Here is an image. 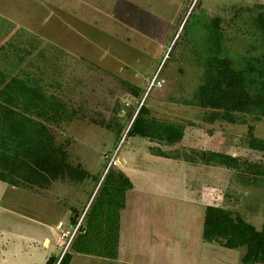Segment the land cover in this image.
I'll list each match as a JSON object with an SVG mask.
<instances>
[{
	"label": "rangeland",
	"instance_id": "374dc122",
	"mask_svg": "<svg viewBox=\"0 0 264 264\" xmlns=\"http://www.w3.org/2000/svg\"><path fill=\"white\" fill-rule=\"evenodd\" d=\"M254 3L264 0H152L149 22L156 28L144 26L131 13L114 18L108 0H0V32L9 24L20 26L53 48L52 54L61 53L57 61L67 65L58 77L61 92L80 117L57 127V139L68 140L70 162L92 174L80 182L54 181L44 193L60 201L54 200L59 207L47 211L40 196L0 181V228L11 229L24 213L41 221L59 215L67 223L70 208L84 212L98 188L93 176L104 173L116 150L117 162L110 167L120 168V159L123 169L131 168L136 184L123 212L122 235L129 238L124 244L131 257L122 264H241L244 247L230 249L202 238L204 208L228 207L259 229L264 222V178L151 154L148 139L126 136V129L157 74L161 84L150 88L144 103L153 117L188 125L179 146L193 147L196 133L199 147L264 161V152L241 145L246 125L213 120L210 109L175 101L189 98L199 82L201 68L190 52L203 45L199 20L221 16L230 47L240 54L255 41L239 31L246 30L242 20L231 17L237 7ZM130 85L139 89V98L130 93ZM255 125V134L264 137V118ZM73 256L70 264H96L94 256Z\"/></svg>",
	"mask_w": 264,
	"mask_h": 264
},
{
	"label": "trees",
	"instance_id": "16d2710c",
	"mask_svg": "<svg viewBox=\"0 0 264 264\" xmlns=\"http://www.w3.org/2000/svg\"><path fill=\"white\" fill-rule=\"evenodd\" d=\"M232 17L242 20L246 30L239 31L255 44L243 53H235L223 29L222 17L215 15L206 20L204 16L198 22L203 45L190 50L193 61L201 68L199 82L189 98L175 101L210 109L213 120L246 125L241 145L264 152V137L255 134V123L264 118V3L237 7ZM187 28L188 19L181 30L185 33ZM52 50L41 45L39 39L36 41V34L20 26L9 24L0 32V181L41 196L56 180L80 182L92 176L80 164L70 162L68 140L57 139V129L79 119L80 114L61 92L58 77L67 65L59 63L61 53L55 50L54 55ZM129 88L134 98L140 97L138 88ZM144 100L145 97L130 114L126 136L155 142L148 146L149 153L222 167L241 177L245 174L264 178V161L215 149L179 146L188 125L153 117ZM121 130L119 125L117 131ZM175 144L176 148H165ZM93 178L98 188L85 211L70 209V226L76 225L81 212L83 217L67 250L59 257L49 256L45 264H69L73 254L117 257L119 211L124 208L125 193L132 188V182L117 167H109L99 178ZM201 235L226 248L244 247L241 264L264 263V222L257 229L241 213L207 204Z\"/></svg>",
	"mask_w": 264,
	"mask_h": 264
},
{
	"label": "crops",
	"instance_id": "0c3cea01",
	"mask_svg": "<svg viewBox=\"0 0 264 264\" xmlns=\"http://www.w3.org/2000/svg\"><path fill=\"white\" fill-rule=\"evenodd\" d=\"M84 1L86 0H81V2H84ZM99 1L92 0V2L93 3L95 2L96 4H99ZM108 1L111 3L110 4L111 8H109L108 10L111 11L112 13L111 15H113L114 18L122 19L126 17V15H123V13L124 14L131 13L133 14L132 15L133 18L142 20V23H144V26L158 28L155 22H152V23L149 22V17L152 16L153 14L149 11L148 4L150 5L152 0H108ZM193 136H194L193 137L194 139H192V141L195 142L193 147L203 148V147H199L198 144L196 143L198 139V134L195 133ZM184 138L182 142L180 143V145H182V143L184 142ZM148 141H149V145L156 144L153 141H150V140ZM173 148H176V144L173 145ZM188 148H191V147H188ZM172 159L180 160L176 158H172ZM118 161H119L118 163H119L120 169H122L125 172V174L129 177V179L131 180L132 188L126 191L124 208L120 209L119 211L120 212V219H119L120 220V231H119V241H118L119 245H118L117 257L116 258H102L100 256L93 255L94 257H96L94 258L95 259L94 262L96 264L101 263V261L103 262L102 264H122V260L124 259L126 260L127 257L131 255V252L126 251L128 249V246H126V244L124 243H127L129 241V238L127 237L128 239H123L122 226H123V212H125V210L127 209V204L130 199L129 195L133 194V192L135 191L136 184L130 175L131 168L127 167V169H123L120 159H118ZM13 189H17V190L19 189L25 194L32 193V194L37 195L38 197L40 196V198L44 199L46 203L44 204V207H43L44 211L45 210L47 211L50 208L56 209L59 207L58 205L54 203L55 199L47 198L48 197L47 194H45L44 196L43 195L41 196L35 192H31V191H28L22 188L13 187ZM48 199H51V200H48ZM57 202H60V201H57ZM70 209H69L67 223H64L63 218L60 217L59 215L55 217L53 216L48 217L47 215V218H48L47 221H41V220L36 219L34 216H29V215H26V213H24V214H20L19 216L21 217L20 219L13 222L12 226L9 227L11 229H8V227L7 229H4L3 227L0 228V264H45L49 256H52V255H55L58 257L61 256L64 252L65 242H67L68 239L67 237H63L60 232L71 229L73 227V226H70L69 224V217L71 215ZM65 225H67V227H65ZM67 248L65 250H67ZM81 255L92 256V255H86V254H81ZM130 257L131 256H129L128 258Z\"/></svg>",
	"mask_w": 264,
	"mask_h": 264
},
{
	"label": "built area",
	"instance_id": "2783aa9c",
	"mask_svg": "<svg viewBox=\"0 0 264 264\" xmlns=\"http://www.w3.org/2000/svg\"><path fill=\"white\" fill-rule=\"evenodd\" d=\"M194 1H195V0H194ZM155 84H157V85H160V84H161V81L157 79V74H155V75L152 77V79H151V81H150V84H149V86H148V88H147V90H146V92H145L144 97L148 94L150 88H151L153 85H155ZM144 97H143V99H144ZM124 135H125V134H124ZM122 140H123V137L121 138L120 143L122 142ZM116 155H117V151L115 150V152L113 153V155H112V154L110 155V157H111V156H112V157L110 158V161L108 162V165L106 166V170H107L112 164H116V162H117V160H116ZM106 170H105V171H106ZM105 171H104V172H105ZM80 222H81V220H79V221L76 223V225H74L71 229L65 230V231L61 234L63 237H67V239H68V241L65 243L64 251H65V249L68 247V245H69L70 241L72 240L73 236L75 235V233L77 232V230H78V228H79V224H80Z\"/></svg>",
	"mask_w": 264,
	"mask_h": 264
}]
</instances>
